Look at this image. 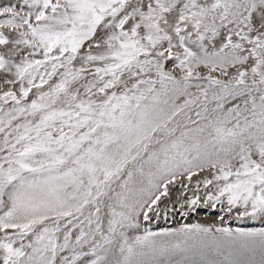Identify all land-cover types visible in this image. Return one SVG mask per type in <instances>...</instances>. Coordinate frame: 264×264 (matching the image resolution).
<instances>
[{"label":"snow or ice","instance_id":"snow-or-ice-1","mask_svg":"<svg viewBox=\"0 0 264 264\" xmlns=\"http://www.w3.org/2000/svg\"><path fill=\"white\" fill-rule=\"evenodd\" d=\"M177 183L264 220V0L0 3V264H264Z\"/></svg>","mask_w":264,"mask_h":264},{"label":"rangeland","instance_id":"rangeland-1","mask_svg":"<svg viewBox=\"0 0 264 264\" xmlns=\"http://www.w3.org/2000/svg\"><path fill=\"white\" fill-rule=\"evenodd\" d=\"M2 2H7V0H0V3ZM187 195L191 196L192 192L189 191ZM181 204H184L183 208L180 206ZM155 207L157 211L149 213V221L145 222L141 217V232H143L144 228L153 232H162L184 225L191 226L196 224L213 228L221 226L229 227L233 230L237 228L243 230H259L264 228V220L257 219L253 221L250 218L240 220L237 218L235 210L229 214L219 205L213 209L210 206L204 205L203 201H201L199 206L188 208L185 203V197L181 194L179 183L176 186L170 185L168 195L166 197L162 196Z\"/></svg>","mask_w":264,"mask_h":264}]
</instances>
